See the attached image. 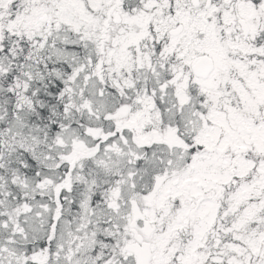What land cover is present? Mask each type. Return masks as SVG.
<instances>
[{"label":"snow or ice","instance_id":"obj_1","mask_svg":"<svg viewBox=\"0 0 264 264\" xmlns=\"http://www.w3.org/2000/svg\"><path fill=\"white\" fill-rule=\"evenodd\" d=\"M0 264H264V0H0Z\"/></svg>","mask_w":264,"mask_h":264}]
</instances>
